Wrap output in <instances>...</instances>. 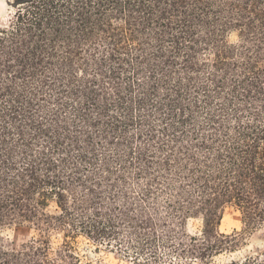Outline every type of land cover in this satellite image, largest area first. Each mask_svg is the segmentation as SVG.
Here are the masks:
<instances>
[{
	"label": "trees",
	"instance_id": "1",
	"mask_svg": "<svg viewBox=\"0 0 264 264\" xmlns=\"http://www.w3.org/2000/svg\"><path fill=\"white\" fill-rule=\"evenodd\" d=\"M229 206L264 228V0L17 1L0 25V264H99L83 241L216 264L242 241L220 231Z\"/></svg>",
	"mask_w": 264,
	"mask_h": 264
},
{
	"label": "rangeland",
	"instance_id": "2",
	"mask_svg": "<svg viewBox=\"0 0 264 264\" xmlns=\"http://www.w3.org/2000/svg\"><path fill=\"white\" fill-rule=\"evenodd\" d=\"M18 0H2L0 3V25L7 24L10 17L14 14ZM202 229V220H192L189 222V230L197 232ZM242 215L235 207L229 206L225 209L220 231L231 235L236 232L242 234V241L237 250L232 254H225L216 259V264L240 263L248 256L264 253V228L248 232L245 230ZM11 237L17 240L30 239L34 231L28 228H20L12 231ZM56 236L53 241L56 243ZM100 248V249H99ZM79 253L82 261H93L99 264H134L131 259L125 258L123 254L108 250L105 247H97L93 243L83 241L80 244Z\"/></svg>",
	"mask_w": 264,
	"mask_h": 264
},
{
	"label": "snow or ice",
	"instance_id": "3",
	"mask_svg": "<svg viewBox=\"0 0 264 264\" xmlns=\"http://www.w3.org/2000/svg\"><path fill=\"white\" fill-rule=\"evenodd\" d=\"M0 3H2V0H0Z\"/></svg>",
	"mask_w": 264,
	"mask_h": 264
}]
</instances>
